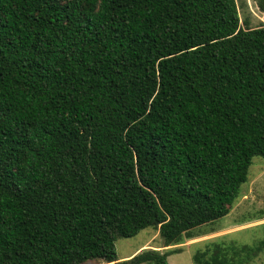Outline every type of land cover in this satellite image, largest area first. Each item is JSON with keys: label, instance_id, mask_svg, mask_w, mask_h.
<instances>
[{"label": "trees", "instance_id": "obj_1", "mask_svg": "<svg viewBox=\"0 0 264 264\" xmlns=\"http://www.w3.org/2000/svg\"><path fill=\"white\" fill-rule=\"evenodd\" d=\"M256 156L264 25L237 0H0V264H169L116 241L195 237Z\"/></svg>", "mask_w": 264, "mask_h": 264}, {"label": "rangeland", "instance_id": "obj_2", "mask_svg": "<svg viewBox=\"0 0 264 264\" xmlns=\"http://www.w3.org/2000/svg\"><path fill=\"white\" fill-rule=\"evenodd\" d=\"M261 0H237L241 27L264 25ZM197 235L183 243L165 246L158 229L148 227L137 235L116 241L120 260L130 258L144 249L178 250L168 257L169 264H197L195 256L205 258L217 250L234 264H264V157L256 156L249 169L248 181L241 186L239 198L222 218L195 229ZM263 243V244H262ZM246 246L247 250L241 251ZM222 255V254H221ZM82 264H111L102 260H87ZM145 264V263H143Z\"/></svg>", "mask_w": 264, "mask_h": 264}]
</instances>
